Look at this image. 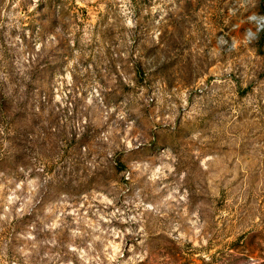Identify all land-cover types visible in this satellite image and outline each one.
I'll use <instances>...</instances> for the list:
<instances>
[{"label":"rangeland","instance_id":"1","mask_svg":"<svg viewBox=\"0 0 264 264\" xmlns=\"http://www.w3.org/2000/svg\"><path fill=\"white\" fill-rule=\"evenodd\" d=\"M0 264H264V0H0Z\"/></svg>","mask_w":264,"mask_h":264}]
</instances>
